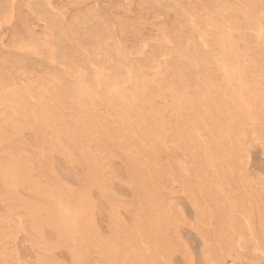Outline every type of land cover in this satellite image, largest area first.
<instances>
[{"label": "rangeland", "instance_id": "rangeland-1", "mask_svg": "<svg viewBox=\"0 0 264 264\" xmlns=\"http://www.w3.org/2000/svg\"><path fill=\"white\" fill-rule=\"evenodd\" d=\"M197 1L0 0V264H264V0Z\"/></svg>", "mask_w": 264, "mask_h": 264}, {"label": "bare ground", "instance_id": "bare-ground-1", "mask_svg": "<svg viewBox=\"0 0 264 264\" xmlns=\"http://www.w3.org/2000/svg\"><path fill=\"white\" fill-rule=\"evenodd\" d=\"M154 1H155V0H154ZM178 1H179V0H178ZM187 1H188V0H187ZM198 1H199V0H198ZM198 1H197V2H198ZM246 1H248V0H246ZM213 2H214V1H213ZM145 3H147V2H145ZM177 3H178V2H177ZM151 4H152V3H151ZM155 4H156V3H155ZM178 4H179V3H178ZM184 4H185V3H184ZM200 4H201V2H200ZM216 4H217V2H216ZM246 4H247V3H246ZM158 5H159V4H158ZM173 5H174V4H173ZM198 5H199V4H198ZM244 5H245V4H244ZM250 5H251V4H250ZM258 5H259V3H258ZM144 6H145V5H144ZM178 6H179V5H178ZM245 6H246V5H245ZM146 7H147V6H146ZM176 7H177V6H176ZM227 7H228V6H227ZM200 8H202V7H200ZM204 8H205V7H204ZM216 8H219V7H216ZM237 8H238V7H237ZM254 8H255V7H254ZM167 9H168V8H167ZM193 9H194V8H193ZM196 9H197V8H196ZM205 9H206V8H205ZM238 9H239V8H238ZM162 10H163V9H162ZM178 10H179V9H178ZM197 10H198V9H197ZM227 10H228V9H227ZM189 11H190V10H189ZM198 11H199V10H198ZM207 11H208V10H207ZM220 11H221V10H220ZM234 11H235V10H234ZM240 11H241V10H240ZM169 12H170V11H168V13H169ZM185 12H186V11H185ZM199 12H200V11H199ZM182 13H183V10H182ZM188 13H189V12H188ZM194 13H195V12H194ZM202 13H203V12H202ZM207 13H208V12H207ZM224 13H225V12H224ZM219 14H220V13H219ZM222 14H223V13H222ZM185 16H186V15H185ZM187 16H188V15H187ZM205 16H206V15H205ZM218 16H219V15H218ZM223 16H224V15H223ZM227 16H228V15H227ZM233 16H234V15H233ZM257 16H258V15H257ZM167 17H169V15H168ZM173 17H175V16H173ZM178 17H179V16H178ZM191 17L193 18V16H191ZM191 17H190L189 19H191ZM213 17H214V16H213ZM221 17H222V16H221ZM221 17H220V18H221ZM234 17H235V16H234ZM207 18H208V17H207ZM224 18H225V17H224ZM182 19H183V17H182ZM185 19H187V18H185ZM215 19H216V18H215ZM228 19H229V18H228ZM171 20H172V19H171ZM180 20H181V19H180ZM217 20H218V19H217ZM258 20H259V19H258ZM258 20H257V21H258ZM156 21H157V20H156ZM161 21H162V20H161ZM185 21H186V20H185ZM204 21H205V20H204ZM208 21H209V20H208ZM225 21H226V20H225ZM255 21H256V20H255ZM257 21H256V22H257ZM213 22H214V21H213ZM192 23H193V22H192ZM201 23H202V22H201ZM156 24H157V23H156ZM177 24H178V23H177ZM187 24H188V23H187ZM226 24H227V23H226ZM230 24H231V23H230ZM259 24H260V23H259ZM259 24H258V26H259ZM231 25H233V24H231ZM238 25H239V24H238ZM262 25H263V24H261V26H262ZM154 26H155V25H154ZM206 26H207V24H206ZM206 26H205V28H206ZM233 26H234V25H233ZM239 26H240V25H239ZM255 26H256V25H255ZM256 27H257V26H256ZM181 28H182V27H181ZM222 28H223V27H222ZM229 28H230V27H229ZM249 28H250V26H249ZM251 28H252V27H251ZM259 28H260V27H259ZM177 29H178V28H177ZM252 29H253V28H252ZM260 29H261V28H260ZM167 30H169V29H167ZM246 30H247V29H246ZM220 31H221V30H220ZM222 31H223V30H222ZM222 31H221V32H222ZM247 31H248V30H247ZM256 31H257V29H256ZM78 32H79V30H78ZM223 32H224V31H223ZM226 32H227V31H226ZM230 32L233 33L232 31H230ZM234 32H235V31H234ZM169 33H170V32H169ZM192 33H193V31H192ZM207 33H208V32H207ZM216 33H217V32H216ZM236 33H237V32H236ZM245 33H246V32H245ZM259 33H260V32H259ZM162 34H163V33H162ZM211 34H212V33H211ZM238 34H239V33H238ZM238 34H237V35H238ZM241 34H242V33H241ZM243 34H244V33H243ZM255 34L258 35L257 32H255ZM255 34H254V35H255ZM171 35H172V34H171ZM212 35H213V34H212ZM227 35H228V34H227ZM232 35H233V34H232ZM192 36H193V35H192ZM213 36H214V35H213ZM238 36H239V35H238ZM258 36H259V35H258ZM156 37H157V36H156ZM158 37H159V36H158ZM229 37H230V35H229ZM255 37H257V36H255ZM163 38H165V37H163ZM170 38H171V36H170ZM250 38H251V37H250ZM166 39H167V38H166ZM209 39H210V38H209ZM219 39H220V38H219ZM232 39H233V38H232ZM234 39H235V38H234ZM257 39H258V38H257ZM77 40H78V39H77ZM220 40H221V39H220ZM78 41H79V40H78ZM78 41H77V42H78ZM164 41L166 42L167 40H164ZM234 41H235V40H234ZM244 41H245V40H244ZM81 42H82V41H81ZM168 42H169V41H168ZM168 42H167V43H168ZM171 42H172V41H171ZM153 43H154V42H153ZM239 43L241 44V42H239ZM46 44H47V43H46ZM50 44H51V43H50ZM50 44H49V46H50ZM145 44H146V42L144 43V45H145ZM151 44H152V43H151ZM151 44H150V45H151ZM215 44H216V43H215ZM250 44H251V43H250ZM119 45H120V43H119ZM119 45H118V46H119ZM147 45H149V43H148ZM150 45H149V46H150ZM199 45H200V44H199ZM222 45H223V44H222ZM228 45H229V44H227V46H228ZM47 46H48V45H47ZM52 46H53V45H52ZM77 46H78V45H77ZM120 46H121V45H120ZM160 46H161V43H160ZM201 46H202V45H201ZM204 46H205V45H204ZM236 46H237V45H236ZM257 46H258V45H257ZM54 47L56 48V46H54ZM54 47H53V48H54ZM72 47H73V46H72ZM145 47H146V45H145ZM147 47H148V46H147ZM157 47H158V46H157ZM194 47H195V46H194ZM202 47H203V46H202ZM202 47H201V48H202ZM229 47H230V46H229ZM45 48H46V46H45ZM48 48H49V47H48ZM73 48H74V47H73ZM79 48H80V47H79ZM81 48H82V47H81ZM81 48H80V49H81ZM143 48H144V47H143ZM148 48H149V47H148ZM150 48H152V47H150ZM153 48H154V47H153ZM153 48H152V49H153ZM159 48H160V47H159ZM192 48H193V47H192ZM245 48H246V47H245ZM245 48H244V49H245ZM33 49H34V48H33ZM115 49H116V48H115ZM154 49H155V48H154ZM36 50H37V49H36ZM46 50H47V49H46ZM46 50H45V52H44L45 54H46V52H47ZM52 50H53V49H52ZM57 50H58V48H57ZM77 50H78V49H77ZM145 50H146V49H145ZM149 50H150V49H149ZM178 50H179V49H178ZM236 50H237V49H236ZM31 51H33V50H31ZM78 51H79V50H78ZM152 51H153V50H152ZM185 51H186V50H185ZM232 51H233V50H232ZM251 51H252V50H251ZM257 51H258V50H257ZM51 52H52V51H51ZM55 52H56V49H55ZM59 52H60V50H59ZM63 52H64V51H63ZM76 52H77V51H75V53H76ZM81 52H82V51H81ZM112 52H115V51L113 50ZM112 52H110V53H112ZM145 52H146V51H145ZM155 52H157V51H155ZM167 52H168V51H167ZM180 52H181V51H180ZM180 52L178 53V55L181 54ZM187 52H188V51H187ZM196 52H197V51H196ZM249 52H250V50H249ZM33 53H35V52H33ZM52 53H54V52H52ZM104 53H105V52H104ZM104 53H103V54H104ZM122 53H123V52H122ZM153 53H154V51H153ZM183 53H184V52H183ZM237 53H238V52H237ZM247 53H248V51H247ZM57 54H58V53H57ZM76 54H77V53H76ZM78 54H79V53H78ZM142 54H144V53H142ZM156 54H157V53H156ZM216 54H217V53H216ZM216 54H215V55H216ZM84 55H85V54H84ZM105 55H106V54H105ZM118 55H119V54H118ZM144 55H145V54H144ZM186 55H187V54H186ZM236 55H237V54H236ZM252 55H253V54H252ZM49 56H51V55H49ZM65 56H66V55H65ZM74 56H77V55H74ZM74 56H73V57H74ZM80 56H81V55H80ZM96 56H97V55H96ZM103 56H104V55H103ZM107 56H108V55H107ZM240 56H243V55L240 54ZM39 57H40V56H39ZM39 57H38V58H39ZM66 57H67V56H66ZM78 57H79V55H78ZM97 57H98V56H97ZM112 57H113V56H112ZM118 57L120 58V56H118ZM118 57H117V58H118ZM131 57H132V56H131ZM143 57H144V56H143ZM150 57H151V56H150ZM179 57H180V55H179ZM255 57H256V55H255ZM261 57H262V56H261ZM40 58H41V57H40ZM44 58H45V57H44ZM69 58H70V56H69ZM80 58H82V56H81ZM146 58H147V57H146ZM153 58H154V56H153ZM162 58H164V57H162ZM183 58H184V57H183ZM191 58L193 59V56H192ZM252 58H254V57H252ZM256 58H257V57H256ZM258 58H259V56H258ZM120 59H121V58H120ZM160 59H161V58H160ZM186 59H187V58H186ZM186 59H185V60H186ZM194 59H195V58H194ZM207 59H208V57H207ZM41 60H42V59H41ZM49 60H50V59H49ZM51 60H52V59H51ZM80 60H81V59H80ZM85 60H86V59H85ZM146 60H147V59H146ZM165 60H166V59H165ZM189 60H190V59H189ZM230 60H231V59H230ZM4 61H5V60H4ZM53 61H54V59H53ZM53 61H51V62H53ZM56 61H58V60H56ZM71 61H72V60H71ZM78 61H79V60H78ZM81 61H82V60H81ZM110 61H111V60H110ZM139 61H140V60H139ZM143 61H144V60H143ZM174 61H175V60H174ZM195 61H196V60H195ZM121 62H122V61H121ZM129 62H131V61H129ZM140 62H141V61H140ZM191 62H192V61H191ZM196 62H197V61H196ZM55 63H56V62H55ZM96 63H97V62H96ZM126 63H127V61H126ZM137 63H138V62H137ZM143 63H144V62H143ZM197 63H198V62H197ZM51 64H52V63H51ZM56 64H57V63H56ZM56 64H54V65H56ZM73 64H75V63H72V64H70V65H73ZM103 64H104V63H103ZM109 64L111 65V63H109ZM139 64H140V63H139ZM152 64H153V62H152ZM181 64H182V63H181ZM202 64H204V63H202ZM205 64H206V63H205ZM70 65H69V66H70ZM86 65H87V64H86ZM140 65H141V64H140ZM150 65H151V64H150ZM150 65H149V66H150ZM153 65H154V64H153ZM183 65H185V64H183ZM193 65H194V64H193ZM49 66H50V65H49ZM52 66H53V64H52ZM74 66H75V65H74ZM90 66H93V65H90ZM104 66H105V65H104ZM121 66H122V65H121ZM145 66H146V65H145ZM149 66H148L147 68H149ZM168 66H169V65H168ZM156 67H157V66H156ZM223 67H224V66H223ZM71 68H74V67L72 66ZM95 68H96V67H95ZM99 68H100V66H99ZM132 68H133V67H132ZM138 68H139V66H138ZM152 68H153V67H152ZM157 68H158V67H157ZM161 68H162V67H161ZM165 68H166V67H165ZM199 68H200V67H199ZM215 68H216V67H215ZM241 68H243V67H241ZM69 69H70V68H69ZM216 69H217V68H216ZM70 70H71V69H70ZM143 70H144V68H143ZM168 70H169V69H168ZM248 70H249V69H248ZM141 71H142V68H141ZM145 71H146V70H145ZM166 71H167V70H166ZM171 71H172V69H171ZM177 71H178V70H177ZM69 72H70V71H69ZM81 72H82V71H81ZM83 72H84V71H83ZM94 72H95V71H94ZM107 72H108V71H107ZM146 72H147V71H146ZM150 72H151V71H150ZM154 72H155V71H154ZM154 72H153V74H154ZM74 73H75V72H74ZM139 73H140V72H139ZM141 73H142V72H141ZM141 73H140V74H141ZM143 73H145V72H143ZM158 73H159V72H158ZM222 73H223V72H222ZM72 74H73V73H72ZM77 74H78V73H77ZM156 74H157V73H156ZM211 74H212V73H211ZM219 74H220V73H219ZM245 74H246V73H245ZM97 75H98V74H97ZM127 75H129V74H127ZM144 75H145V74H144ZM163 75H165V74H163ZM163 75H162V76H163ZM166 75H167V74H166ZM195 75H196V74H195ZM247 75H248V72H247ZM147 76H148V75H147ZM152 76H153V75H152ZM157 76H159V75H157ZM168 76H169V75H168ZM48 77H49V76H48ZM60 77H61V76H60ZM100 77H101V76H100ZM169 77H170V76H169ZM200 77H201V76H200ZM53 78H54V77H53ZM56 78H57V77H56ZM64 78H65V77H64ZM96 78H97V77H96ZM110 78H112V77H110ZM120 78H121V77H120ZM161 78H162V77H161ZM170 78H171V77H170ZM1 79H2V78H1ZM10 79H11V78H10ZM79 79H80V77H79ZM101 79H102V78H101ZM134 79H135V77H134ZM155 79H156V78H155ZM166 79H168V78H166ZM50 80H51V79H48V81H50ZM52 80H53V79H52ZM54 80H56V79H54ZM57 80H58V78H57ZM109 80H110V79H109ZM148 80H149V79H148ZM148 80H147V81H148ZM192 80H193V79H192ZM1 81H2V80H1ZM3 81H4V80H3ZM3 81H2V82H3ZM167 81H168V80H167ZM184 81H185V80H184ZM246 81H247V80H246ZM52 82H53V81H52ZM66 82H67V81H66ZM114 82H115V80H114ZM116 82H117V81H116ZM127 82H128V81H127ZM152 82H153V81H152ZM159 82H160V81H159ZM159 82H158V83H159ZM234 82H235V81H234ZM180 83H181V82H180ZM256 83H257V82H256ZM1 84L3 85L4 83H1ZM6 84H7V83H6ZM80 84H81V83H80ZM116 84H117V83H116ZM164 84H165V83H164ZM208 84H209V83H208ZM8 85H9V84H8ZM129 85H130V84H129ZM134 85H136V83H135ZM150 85H151V84H150ZM154 85L156 86V84H154ZM204 85H205V84H204ZM221 85H224V83L221 84ZM52 86L54 87L53 84H52ZM58 86H59V84H58ZM64 86H65V85H64ZM83 86H84V85H83ZM85 86H86V85H85ZM144 86H145V84H144ZM205 86L207 87V85H205ZM211 86H212V85H211ZM228 86H230L229 83H228ZM5 87H6V86L4 85L3 88H5ZM50 87H51V86H50ZM119 87H120V86H119ZM122 87H123V85H122ZM131 87H132V86H131ZM158 87H159V86H158ZM209 87H210V86H209ZM225 87H226V86H225ZM115 88H116V87H115ZM136 88H137V87H136ZM230 88H231V87H230ZM10 89H12V87H11ZM77 89H79V88H77ZM109 89H110V88H108L107 90H109ZM157 89H158V88H157ZM52 90H55V88H52ZM61 90H62V89H61ZM61 90H60V91H61ZM66 90H67V89H66ZM111 90H112V89H111ZM139 90H141V89H139ZM145 90H146V89H145ZM167 90H168V89H167ZM179 90H180V89H178V91H179ZM11 91H12V90H11ZM48 91H49V90H48ZM68 91H69V90H68ZM68 91H67V92H68ZM70 91H71V90H70ZM118 91H119V89H118ZM170 91H171V90H170ZM181 91H182V90H181ZM6 92H7V91H6ZM58 92H59V89H58ZM61 92H62V91H61ZM61 92H60V93H61ZM65 92H66V91H65ZM122 92H123V89H122ZM145 92H146V91H145ZM148 92H150V90H149ZM160 92H161V91H160ZM172 92H173V91H172ZM232 92H233V91H232ZM62 93H63V92H62ZM85 93H86V92H85ZM123 93H124V92H123ZM211 93H212V92H211ZM48 94H49V93H48ZM65 94H66V93H65ZM70 94H71V93H70ZM88 94H90V93L88 92ZM173 94H174V93H173ZM180 94H181V93H180ZM201 94H202V93H201ZM223 94H224V93H223ZM225 94H226V93H225ZM9 95H10V94H9ZM14 95H15V94H14ZM55 95H56V94H55ZM66 95H67V94H66ZM68 95H69V93H68ZM74 95H75V94H74ZM91 95H92V93H91ZM238 95H239V93H238ZM240 95H241V93H240ZM58 96H60L59 93H58ZM58 96H57V97H58ZM61 96H62V95H61ZM63 96H64V94H63ZM86 96H87V95H86ZM94 96H95V95H94ZM129 96H130V95H129ZM145 96H147V95H145ZM175 96L180 97V95H175ZM224 96H225V95H224ZM70 97H71V96H70ZM95 97H96V96H95ZM119 97H120V96H119ZM154 97H155V96H154ZM163 97H164V96H163ZM189 97H190V96H189ZM238 97H240V96H238ZM64 98H65V97H64ZM67 98H68V97H67ZM73 98H75V97H73ZM73 98H72V99H73ZM87 98H88V97H87ZM104 98H105V97H104ZM121 98H122V97H121ZM129 98H130V97H129ZM57 99H58V98H57ZM57 99L55 98L54 100H57ZM92 99H93V97H92ZM97 99H99V98H97ZM145 99H146V97H145ZM149 99H150V98H149ZM172 99H173V98H172ZM172 99H171V100H172ZM176 99H177V98H176ZM204 99H205V98H204ZM5 100H6V99H5ZM93 100H96V99H93ZM105 100H106V98H105ZM105 100H104V101H105ZM122 100H123V99H122ZM151 100H152V99H151ZM229 100H230V99H229ZM240 100H241V99H240ZM13 101H15V100H13ZM58 101H59V99H58ZM60 101H61V100H60ZM67 101H68V100H67ZM91 101H92V100H91ZM106 101H107V100H106ZM130 101H131V100H130ZM179 101H181V99H180ZM194 101H195V100H194ZM56 102H57V101H56ZM68 102H69V101H68ZM118 102H119V101H118ZM196 102H197V101H196ZM69 103H70V102H69ZM72 103H73V101H72ZM90 103H91V102H90ZM104 103H105V102H104ZM104 103H103V104H104ZM122 103H123V102H122ZM144 103H145V102H144ZM150 103H151V102H150ZM172 103H173V101H172ZM198 103H199V102H198ZM58 104H59V102H58ZM146 104H147V103H146ZM152 104H153V103H152ZM199 104H200V103H199ZM125 105H127V104H125ZM153 105H154V104H153ZM196 105H197V103H196ZM231 105H232V104H231ZM75 106H76V105H75ZM121 106H122V105H121ZM154 106H155V105H154ZM197 106H198V105H197ZM199 106H200V105H199ZM76 107H77V106H76ZM102 107H103V106H102ZM110 107H111V106H110ZM125 107H126V106H125ZM159 107H162V106H159ZM159 107H158V108H159ZM176 107H177V106H176ZM140 109H141V108H139V110H140ZM173 109H174V107H173ZM212 109H213V108H212ZM127 110H128V109H127ZM136 110H137V109H136ZM143 110H144V109H143ZM203 110H204V109H203ZM205 110H206V109H205ZM238 110H239V109H238ZM241 110H242V108H241ZM131 111H132V110H131ZM141 111H142V110H141ZM141 111H139V112H141ZM144 111H145V110H144ZM158 111H159V109H158ZM11 112H12V111H11ZM15 112H16V110H15ZM25 112H26V111H25ZM153 112H154V110H153ZM13 113H14V112H13ZM130 113H131V112H130ZM224 113H225V112H224ZM97 114H98V112H97ZM103 115H105V114H103ZM110 115H111V114H110ZM119 115H120V113H119ZM132 115H133V114H132ZM145 115H146V113H145L143 116H145ZM225 115H226V114H225ZM105 116H106V115H105ZM136 116H137V115H136ZM160 116H161V114H160ZM242 116H243V115H242ZM58 117H59V116H58ZM118 117H119V116H118ZM122 117H123V115H122ZM158 117H159V116H158ZM227 117H228V116H227ZM104 118H105V117H104ZM107 118H108V117H107ZM102 119H103V117H102ZM145 119H146V117H145ZM229 119H230V118H229ZM100 120H101V119H100ZM100 120H99V121H100ZM105 120H106V119H105ZM57 121H58V120H57ZM94 121H95V119H94ZM127 121H128V120H127ZM147 121H148V120H147ZM201 121H202V120H201ZM245 121H247V120L245 119ZM59 122H60V121H59ZM83 122H84V121H83ZM137 122H138V121H137ZM84 123H85V122H84ZM161 123H162V122H161ZM1 124H2V122H1ZM60 124H61V123H60ZM103 124H104V123H103ZM105 124H106V123H105ZM142 124H143V123H142ZM62 125H63V124H62ZM87 125H88V124H87ZM87 125H86V126H87ZM106 125H108V124H106ZM222 125H223V124H222ZM245 125H246V124H245ZM88 126H89V125H88ZM158 126H159V125H158ZM196 126H197V125H196ZM224 126H225V125H224ZM44 127H45V125H44ZM102 128H103V126H102ZM65 129H66V128H65ZM146 129H147V128H146ZM204 129H206V128H204ZM78 130H79V129H78ZM49 131H50V129H49ZM54 131H55V130H54ZM125 131H126V130H125ZM125 131H124V132H125ZM140 131H141V130H140ZM206 131L208 132V129H207ZM227 131H228V130H227ZM30 132H31V131H30ZM134 132H135V131H134ZM135 133H136V132H135ZM149 133H150V132H149ZM164 133H165V132H164ZM248 133H249V132H248ZM90 134H91V133H90ZM92 134H93V133H92ZM96 134H97V133H96ZM194 134H195V133H194ZM80 135H81V134H80ZM88 135H89V134H88ZM108 135H109V134H108ZM133 135H134V134H133ZM185 135H186V134H185ZM5 136H6V135H5ZM91 136H93V135H91ZM128 136H129V135H128ZM134 136H136V135H134ZM245 136H246V135H245ZM46 137H47V136H46ZM192 137H193V136H192ZM246 137H247V136H246ZM152 138H153V137H152ZM185 138H186V137H185ZM81 139L83 140V138H81ZM142 140H143V139H142ZM97 141H98V140H97ZM54 142H55V141H54ZM190 142H191V141H190ZM255 143H258V142L255 141ZM7 144H8V143L6 142L5 145H7ZM12 144H13V143H12ZM57 144H58V143H57ZM143 144H144V143H143ZM143 144H142V145H143ZM10 145H11V143H10ZM13 145H14V144H13ZM259 145H260V144H259ZM143 146H144V145H143ZM169 146H170V145H169ZM18 147H19V146H18ZM56 148H57V147H56ZM123 148H126V147H123ZM129 148H130V147H129ZM145 148H146V147H145ZM145 148H144V149H145ZM261 148H262V147H261ZM19 149H20V148H19ZM131 149H132V148H131ZM131 149H130V150H131ZM262 149H263V148H262ZM128 150H129V149H128ZM55 151H56V150H55ZM57 151H58V150H57ZM128 152H129V151H128ZM180 153H181V152H180ZM53 154H56V152L53 153ZM126 154H127V153H126ZM135 154H136V153H135ZM139 154H141V153H139ZM181 154H182V153H181ZM57 155H58V154H57ZM107 155H108V154H107ZM128 155H129V154H128ZM141 155H142V154H141ZM141 155H140V156H141ZM19 156H20V155H19ZM60 156H61V155H60ZM104 156H105V155H104ZM97 157H98V156H97ZM107 157H108V156H107ZM109 157H110V156H109ZM129 157H130V156H129ZM105 158H106V156H105ZM209 158H210V157H209ZM28 159H29V158H28ZM28 159H27V160H28ZM64 159H65V158H64ZM66 159H67V158H66ZM66 159H65V160H66ZM71 159H72V158H71ZM88 159H89V158H88ZM97 159H98V158H97ZM100 159H102V157H101ZM210 159L212 160V158H210ZM72 161H73V159H72ZM29 162H30V161H29ZM69 162H70V161H69ZM74 162H75V161H74ZM119 162H120V161H119ZM203 162H204V161H203ZM71 163H72V162H71ZM120 163H121V162H120ZM147 163H148V162H147ZM150 163H152V162L150 161ZM153 163H155V162H153ZM30 164H32V163H30ZM94 164H95V163H94ZM186 164H187V163H186ZM74 165H75V163H74ZM122 165H123V164H122ZM0 166H1V164H0ZM17 166H18V165H17ZM72 166H73V165H72ZM94 166H96V165H94ZM77 167H78V166H77ZM188 167H189V166H188ZM6 168H7V167H6ZM19 168H20V167H19ZM105 168H106V167H105ZM189 168H190V167H189ZM51 169H52V167H51ZM135 170H136V169H135ZM123 171H124V170H123ZM187 171H188V170H187ZM24 173L26 174V172H24ZM156 173H157V172H156ZM168 173H169V172H168ZM188 173H189V172H188ZM105 174H106V173H105ZM107 175L110 176L111 174H110V175L107 174ZM107 175H106V176H107ZM125 175H126V174H125ZM103 176H104V175H103ZM111 176L113 177V175H111ZM22 177H24V176H22ZM100 177H101V176H100ZM112 177H111V178H112ZM126 177H127V176H126ZM26 178H27V177H26ZM155 179H156V178H155ZM30 180H31V179H30ZM94 180H95V179H94ZM27 181H28V180H27ZM30 182H31V181H30ZM115 182H116V181H115ZM118 182H119V181H118ZM28 184H29V183H28ZM23 185L25 186V184H23ZM123 185H124V184H123ZM132 186H133V185H132ZM133 187H134V186H133ZM31 188H32V187H31ZM35 189H36V188H35ZM43 190H44V188H43ZM45 190H47V189H45ZM45 190H44V191H45ZM94 190H95V189H94ZM47 191H48V190H47ZM49 191H50V190H49ZM49 191H48V192H49ZM141 191H142V190H141ZM37 192H38V190H37ZM139 192H140V191H139ZM42 193H43V192H42ZM50 193H51V192H50ZM48 194H49V193H48ZM49 195H50V194H49ZM51 195H52V193H51ZM132 195H133V194H132ZM140 196H141V195H140ZM50 197H52V196H50ZM133 197H134V196H133ZM141 197H142V196H141ZM144 197H146V196H144ZM51 199H53V198H51ZM105 200H106V199H105ZM105 200H104V201H105ZM153 201H155V200H153ZM157 201H158V200H157ZM105 202H106V201H105ZM136 203H137V202H136ZM137 204H138V203H137ZM59 206H60V205H59ZM76 206H77V205H76ZM108 206H109V205H108ZM115 206H116V204L114 205V207H115ZM60 207H61V206H60ZM77 207H78V206H77ZM58 208H59V207H58ZM84 209H85V208H84ZM70 210H72V209H70ZM65 211H67V209H66ZM72 211H73V210H72ZM73 212H74V211H73ZM26 213H27V212H26ZM50 213H51V211H50ZM55 213H56V212H55ZM60 213H61V212H59L58 215H59ZM71 213H72V212H71ZM65 214H66V213H65ZM68 214H70V213H68ZM128 215H129V214H128ZM62 216H63V215H62ZM74 216H75V215H74ZM87 216H89V215H87ZM35 217H36V216H35ZM53 217H54V216H53ZM53 217H52V219H53ZM75 218H77V216H76ZM82 218H83V217H82ZM131 218H132V217H131ZM62 219H63V218H62ZM64 219H65V218H64ZM70 219H71V218H70ZM72 220H73V219H72ZM132 220H133V219H132ZM53 221H55V220H53ZM50 223H51V222H50ZM56 223H57V222H56ZM59 223H60V222H59ZM63 223H64V222H62V224H63ZM68 223H69V222H68ZM65 224H66V222H65ZM20 225H21V223L19 224V227H20ZM69 225H70V224H69ZM72 226H73V225H72ZM146 227H147V226H146ZM74 228H76V227H74ZM19 229H20V228H19ZM19 229H18V230H19ZM58 229H59V228H58ZM67 230H68V229H67ZM55 232L58 233V231H55ZM61 232H62V231H61ZM61 232H60V233H61ZM68 232H69V231H68ZM130 232H131V231H130ZM67 234H68V233H67ZM69 234H70V233H69ZM69 234H68V235H69ZM58 235H59V234H58ZM105 240H106V239H105ZM152 240H153V239H152ZM95 242H96V241H95ZM149 243H150V242H149ZM141 244H142V243H141ZM154 245H155V244H154ZM158 245H159V244H158ZM156 246H157V244H156ZM144 248H145V247H144ZM145 250L147 251V249H145ZM105 251H106V250H105ZM73 256H74V255H73ZM73 256H72V257H73ZM79 256H81V254H79ZM79 256H78V257H79ZM93 256H95V255H93ZM129 256H130V255H129ZM78 257L76 256V258H78ZM98 263H99V262H98Z\"/></svg>", "mask_w": 264, "mask_h": 264}]
</instances>
